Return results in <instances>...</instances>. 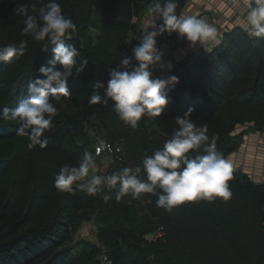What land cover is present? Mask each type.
<instances>
[{
	"label": "trees",
	"instance_id": "1",
	"mask_svg": "<svg viewBox=\"0 0 264 264\" xmlns=\"http://www.w3.org/2000/svg\"><path fill=\"white\" fill-rule=\"evenodd\" d=\"M48 0H0V45L27 41L24 55L0 63V109L14 108L26 96L27 85L51 58L52 45L22 34L24 16L13 9L26 4L38 17ZM63 14L76 25L65 43L77 47V66L84 70L68 78L71 97L57 103L53 127L44 136L46 147H29L17 136L16 121L0 120V241L20 235L0 252V264H99L97 248L89 239L74 235L91 221L95 236L105 246L111 264H264V180L233 167L228 182L232 198L185 202L171 212L147 196L144 206L131 195L120 201L114 190L108 201L102 194L58 191L54 179L65 166H78L84 153L94 160V144L121 138L126 158L107 175L124 167L142 165L170 139L175 118L192 109L197 127L207 126L210 140L225 158L236 151L249 132L264 124V38L250 36L234 26L210 49L201 48L182 79L165 88L168 103L159 117L144 116L133 129L108 104H90L93 84L107 82L108 71L132 55L137 20L155 0H57ZM163 2V0H160ZM185 0H176L178 14ZM34 6V7H33ZM172 47L184 43L176 33H163ZM48 51H42L44 46ZM57 68L60 66L57 65ZM101 95L103 90H100ZM189 152V158L203 155ZM95 175H100L98 172ZM77 182V183H82ZM159 191V189H157ZM163 235L150 239L156 226Z\"/></svg>",
	"mask_w": 264,
	"mask_h": 264
},
{
	"label": "clouds",
	"instance_id": "2",
	"mask_svg": "<svg viewBox=\"0 0 264 264\" xmlns=\"http://www.w3.org/2000/svg\"><path fill=\"white\" fill-rule=\"evenodd\" d=\"M246 7L249 9L245 24L247 33L264 38V0H248ZM176 8V0H155L149 8L153 19L143 31L139 43L132 48V55L123 57L118 68L108 71L106 83L95 81L90 104L106 105L111 100L119 119L133 129L142 117L161 115L168 103L164 90L175 84L177 77H154L155 70L170 71L172 67L171 63H162L163 53L157 48L155 38L167 32L184 37L191 47L197 43L203 46L217 42V29L213 25L196 16H178ZM13 12L25 17L22 34L36 41L47 40L52 45V55L46 65L39 67L36 78L29 81L27 94L17 106L0 109V120L16 121L15 134L27 137L29 147L39 145L43 148L48 143L44 134L52 129L53 119L59 111L56 104L66 103L71 97L68 78L73 75V69L76 74L81 73L87 61L77 66V47L62 39L70 38L76 25L63 14L57 0L43 4L38 17L29 14L26 4L14 8ZM26 45V40L19 46L0 45V63L23 56ZM48 50L46 45L42 48V51ZM191 113L189 108L183 116L175 118L177 127L171 138L151 156H144L141 166L124 167L110 175H93L86 180L90 170L95 168V160L85 152L78 166L65 165L60 169L54 179L55 188L71 193L75 185L89 195L102 194L104 201L112 198L110 194H103L104 189L114 190L117 201L127 195L137 199L142 194H152L157 196V206L167 212L185 202H212L216 198L227 202L233 195L228 183L232 179L233 165L217 152L216 141L207 135V126L197 127ZM99 151L98 148L97 153ZM189 152L204 154L189 158Z\"/></svg>",
	"mask_w": 264,
	"mask_h": 264
},
{
	"label": "crops",
	"instance_id": "3",
	"mask_svg": "<svg viewBox=\"0 0 264 264\" xmlns=\"http://www.w3.org/2000/svg\"><path fill=\"white\" fill-rule=\"evenodd\" d=\"M247 3L248 0H185L184 6L177 15L196 16L213 25L217 29V42H209L203 46L197 43L195 47H191L190 42L184 38V43L174 48L172 47V41L163 37L162 33L155 38L157 48L163 53L162 63L168 64L173 56L187 57L192 51L201 48L208 50L221 40L224 32L234 26H241L245 29L246 16L249 11L246 7ZM152 19L153 16L149 14L148 9L137 20L136 31L133 34L135 46L139 43L143 31ZM157 23H160V21H157ZM133 63L135 62L133 61ZM160 73L162 72L155 70L154 77ZM227 159L234 168L242 169L251 173L254 178L264 180V142L257 131L247 132L239 148L229 154Z\"/></svg>",
	"mask_w": 264,
	"mask_h": 264
},
{
	"label": "built area",
	"instance_id": "4",
	"mask_svg": "<svg viewBox=\"0 0 264 264\" xmlns=\"http://www.w3.org/2000/svg\"><path fill=\"white\" fill-rule=\"evenodd\" d=\"M198 54V51H194L187 57H172L171 58V70H165L163 73L157 75L155 78L160 77H167L170 75H175L177 77V80L182 79L186 76L187 70L190 67V65L193 63V61L196 59V56ZM260 137L262 138L264 142V124L260 127L259 132ZM100 149L99 153H97V149ZM93 152L94 155L97 156V160L99 159L101 162L100 168L103 166L104 170L102 173H99L100 176H106L110 169L117 165L118 163H122L125 161L126 153H125V147L124 143L121 138H118L116 140H110L106 138H102L98 140L94 146H93ZM149 202V198L147 196H142L137 199H135V203L145 205ZM91 222V221H88ZM88 222H84L87 224ZM82 223V224H84ZM93 225V235L91 236L90 241L94 242L97 252H96V260L99 264H111V260L107 254L105 246L100 242V240L95 236V229ZM78 233V232H77ZM79 234V233H78ZM78 234L74 236V238L80 237ZM163 235V231L160 226L156 224L153 231L151 232V238L150 239H156L158 237H161ZM86 238V237H83Z\"/></svg>",
	"mask_w": 264,
	"mask_h": 264
},
{
	"label": "rangeland",
	"instance_id": "5",
	"mask_svg": "<svg viewBox=\"0 0 264 264\" xmlns=\"http://www.w3.org/2000/svg\"><path fill=\"white\" fill-rule=\"evenodd\" d=\"M211 48V47H210ZM209 48V49H210ZM204 49H206V48H204ZM195 51H198L199 52V50H195ZM194 51H192L191 53H193ZM190 53V54H191ZM189 54V55H190ZM198 55V54H197ZM173 57H176V56H173ZM177 57H181V56H177ZM197 57V56H196ZM172 58V57H171ZM171 58H170V60H169V63H171ZM167 70V69H166ZM163 73V72H162ZM161 74V73H160ZM260 135V134H259ZM100 166H101V162H100V160L98 159H95V168L94 169H91L90 170V172H89V176L86 178V180L87 179H90L91 178V176H93V175H95V173L96 172H98V173H102L103 172V170H104V168H103V166L100 168ZM86 180L84 181V182H86ZM93 225H94V223H92V222H88L87 224H81L80 225V227L78 228V230L76 231V233H75V235L76 234H78L80 237H82V236H86V239H91V236L93 235ZM95 227V226H94ZM78 232V233H77ZM74 235V236H75ZM150 237V236H149Z\"/></svg>",
	"mask_w": 264,
	"mask_h": 264
},
{
	"label": "water",
	"instance_id": "6",
	"mask_svg": "<svg viewBox=\"0 0 264 264\" xmlns=\"http://www.w3.org/2000/svg\"><path fill=\"white\" fill-rule=\"evenodd\" d=\"M4 233H0V239L3 236ZM20 238V235L14 236L13 238L6 240V241H0V252L9 249L10 247H12ZM148 261L150 264H153L154 261L152 259V257L148 258Z\"/></svg>",
	"mask_w": 264,
	"mask_h": 264
},
{
	"label": "bare ground",
	"instance_id": "7",
	"mask_svg": "<svg viewBox=\"0 0 264 264\" xmlns=\"http://www.w3.org/2000/svg\"><path fill=\"white\" fill-rule=\"evenodd\" d=\"M150 238H151V233H150Z\"/></svg>",
	"mask_w": 264,
	"mask_h": 264
}]
</instances>
